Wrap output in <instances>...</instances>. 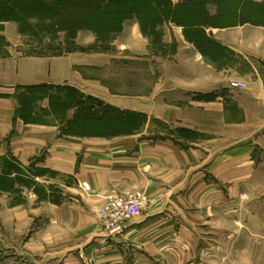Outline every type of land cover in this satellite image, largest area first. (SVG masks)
<instances>
[{"label":"crops","instance_id":"0c3cea01","mask_svg":"<svg viewBox=\"0 0 264 264\" xmlns=\"http://www.w3.org/2000/svg\"><path fill=\"white\" fill-rule=\"evenodd\" d=\"M1 35L0 167L11 160L33 171L28 189L9 169V182L15 178L20 188L4 193L7 210L38 224L21 249V262L185 264L200 233L214 242L217 234L232 232L240 213L233 207L242 196L264 200V82L250 83L253 73L217 72L206 59L209 52L203 50V57L178 33L176 63L162 67L159 91L141 101L88 77L89 68L104 66L103 54H25L13 22L3 23ZM206 36L229 56L264 55L263 25L210 28ZM229 80L245 87L231 88ZM45 84L74 87L191 136L65 134L54 118L38 119L47 99L32 111L37 120L23 119L17 96ZM136 193L145 200L140 218L127 222L123 234L108 235L99 210Z\"/></svg>","mask_w":264,"mask_h":264},{"label":"rangeland","instance_id":"374dc122","mask_svg":"<svg viewBox=\"0 0 264 264\" xmlns=\"http://www.w3.org/2000/svg\"><path fill=\"white\" fill-rule=\"evenodd\" d=\"M56 1L39 0L38 5L43 7H39V9H51L52 13L50 14L43 12L27 20L22 18L21 23L15 20H0V48L6 45L5 38L1 35L3 23L13 22L22 37L25 54L62 55L75 51L88 53V55L103 54L104 66L98 70L89 68L88 77L93 79L98 77L112 91L124 95L132 94L136 96L137 100L143 101L144 96L149 95L150 90L153 93L159 91L162 67L167 64L174 66L176 63L174 54L178 42L175 39V34L179 33L186 41L192 42L193 46L203 54V57L207 54L203 50L206 49L209 52L206 59L217 72L226 73L227 70H230V72L236 71L241 75L253 73L248 76L250 83H255L257 80L264 82V55L246 59L226 55L223 48L213 46V43L216 42L210 39L208 42L204 41L205 37L201 38V34L199 36L195 34L198 36L197 42L189 40L186 27L184 28L168 18L159 23L147 22V19L144 21L142 19L141 23L139 12H132L131 17L124 19L118 29L111 25H101L90 29L82 26L78 17H75L74 21L69 19L70 13L73 15L75 12L77 13L78 6L66 3V0H64V4L58 5ZM2 2L4 0H0V4ZM170 2L175 5L183 1L170 0ZM246 2L248 8L264 6V0H246ZM205 7L209 23L198 26L204 36H206L207 29L210 28H228L247 24V22H237V24L233 23L235 24L233 26H227V22H231L232 18H228L227 15L218 17L217 14L221 11L216 2H209ZM258 11L256 10V12ZM257 21L254 24H249L263 25L264 27V15H260ZM217 24H222L223 27ZM167 28L172 29L170 38ZM256 31H254L255 34H258ZM231 81L234 80H229V83ZM23 97L25 105L29 103L33 107L32 109L37 106L38 100L47 99L48 107L40 108L38 119H45L44 115L54 118L61 125V131L66 130L65 121L73 119L77 111L88 108L90 116L105 115L106 118H104L107 119L109 109L104 110L105 106L115 108L99 97L85 94L67 85H41L40 88L32 90L30 94H23ZM61 100H67L66 104L70 109L66 113L63 111L66 104L59 105ZM115 109L132 116H129L130 121L126 123L129 124L130 131L133 130L129 134H140V139L154 140L162 136L176 137V135L191 136L189 131H185L186 129L167 126L158 119L149 120L146 114L141 111ZM95 123L98 124V122ZM84 125L87 130L101 127V125L97 126L91 122L84 123ZM9 167L15 169V167ZM4 169V166L0 167V172L3 174L5 173ZM15 170H13L16 173L15 176L21 177L25 182H30L33 171L29 166L21 169V173L17 169ZM18 173L21 175L19 176ZM11 182L13 184L8 185L9 190H0V264H27L25 261L21 262V249L26 242L31 240L38 224H34V221L30 220L22 221L15 216L13 210H7L8 200L4 193L15 194L16 189L20 188L14 185L15 178ZM24 185L28 189L31 187L29 183ZM233 208H238L240 213H238L239 216L233 217L232 232L217 234L214 242L209 241L210 239L207 237L209 235L205 236V233H200V240L196 242L197 246L194 249L189 250L190 255L185 257V264H264V200L251 201L242 196ZM209 243L211 244L209 245Z\"/></svg>","mask_w":264,"mask_h":264},{"label":"trees","instance_id":"16d2710c","mask_svg":"<svg viewBox=\"0 0 264 264\" xmlns=\"http://www.w3.org/2000/svg\"><path fill=\"white\" fill-rule=\"evenodd\" d=\"M182 1L183 2L175 5H173L170 0H66V3H71L78 6L77 13H74L75 15L69 12L71 14L68 15L69 19L74 21L73 19L75 17H78V20L82 22L81 25L90 29H94L96 26L101 25H111L114 26V28L118 29L124 19L131 17L132 12H139L140 17H138L141 23L144 21V19H147V22L155 21L156 23H159L162 22L163 19L168 18L172 22L179 24L184 28L186 27L188 32V34L186 33L187 38H189V40L193 42L198 41L197 37L200 34L201 38L205 37L203 40L208 42V37L204 36L203 31H201L198 26H204V24L209 23V21H207L208 12L207 8L205 7L209 2H216L218 4L219 10L222 13H218V17L227 15L228 18H232L231 22H227V26H233L237 24V22H247L254 24L255 22H258L257 20L259 19L260 15H264V6H255L254 8H248L246 0ZM38 3L39 0H4V2L0 4V20H15L21 23L23 21L22 18H25L27 20L31 17L40 15L43 12H45V14L52 13L51 9H39V7L41 8L42 6L40 4L38 5ZM62 3L64 4V0L56 1V4L58 5ZM256 10L259 11L256 12ZM217 25L223 27L222 24ZM195 34H198V36H196ZM213 46L221 48V46H218L217 43H213ZM40 86H30L27 87V89L32 92V90H36L40 88ZM17 100L20 106V116L23 117V119L29 121L37 120V118L32 116L33 107H31L29 103H26L25 105L23 95L17 96ZM64 103L66 104L67 100H61L59 105L63 106ZM68 107L69 106H67L66 104V108L63 110L65 113L70 109ZM106 109H109V116L107 119H105V115H101V117H96L95 115L90 116L91 114L89 113L88 108H85V110L77 111L73 119L65 121L67 128L63 132L65 134L81 136L109 137L129 134L133 131H130V129L128 128L129 124H126L130 121V115H126L125 112H120L110 106H105L104 110ZM83 122H91L97 126L101 125V127H99L100 130L99 128H93L94 130H87L86 125H84ZM95 122H98V124H96ZM75 126L77 128H74ZM6 163L5 165H3L5 167V173L3 174V172H0V190L3 191L9 190L8 185L13 184V182H9L10 180H8L9 178L7 177L10 169L9 166L15 167V169H17L20 173L23 170V168H21L11 160H6ZM24 183L31 184L32 181H24Z\"/></svg>","mask_w":264,"mask_h":264},{"label":"built area","instance_id":"2783aa9c","mask_svg":"<svg viewBox=\"0 0 264 264\" xmlns=\"http://www.w3.org/2000/svg\"><path fill=\"white\" fill-rule=\"evenodd\" d=\"M231 88H243L245 85L241 81H231ZM83 187L87 188V184L83 183ZM145 200L141 193H136L127 197H116L99 210V218L101 225L108 235L123 234L127 222L135 221L140 218Z\"/></svg>","mask_w":264,"mask_h":264}]
</instances>
